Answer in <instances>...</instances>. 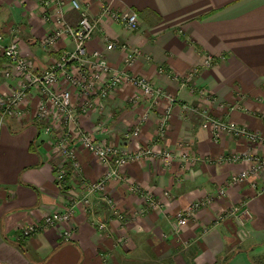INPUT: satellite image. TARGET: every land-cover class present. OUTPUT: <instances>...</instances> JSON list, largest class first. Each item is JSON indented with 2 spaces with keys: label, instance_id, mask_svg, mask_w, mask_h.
I'll list each match as a JSON object with an SVG mask.
<instances>
[{
  "label": "crops",
  "instance_id": "0c3cea01",
  "mask_svg": "<svg viewBox=\"0 0 264 264\" xmlns=\"http://www.w3.org/2000/svg\"><path fill=\"white\" fill-rule=\"evenodd\" d=\"M66 1V18L76 25L79 13ZM80 1L99 20L88 44L90 50L102 51L113 66L124 68V52L108 51L107 43L136 47L141 55L130 72L146 76L177 98L163 138L157 134L158 119L168 107L167 101L151 108L138 137L126 139L125 134L138 125L151 104L150 98L130 85L111 93L102 109L81 115L83 127L94 130L101 122L109 131L100 135V140L130 150L148 146L160 154L170 151L172 157L167 161L157 154L129 163L118 170L120 178L109 182L106 192L126 220L117 218L102 194L95 193L90 195V209L82 204L77 207L70 240L63 236L66 225L23 237L22 227L63 210L85 191L73 170L66 191L56 185L55 158L50 152L53 138L44 134L34 119L2 118L0 113V264H257L255 259L264 255V171L245 183L226 187L231 175L249 164L222 162L220 158L248 151L264 157V148L226 133L215 139L187 105L200 102L190 86L205 88L214 97L207 103L213 116L264 135V0ZM42 2L0 0V32L7 40L17 35L23 55L38 70L59 58L65 48H72L69 39L51 49L41 46V38L52 27L42 16ZM103 3L114 10L137 12L139 30L130 31L109 17L100 19ZM209 55L217 62L205 67ZM7 65L0 56V97L14 84L3 74ZM196 69L188 85L173 77H184ZM136 95L139 100L134 104L131 98ZM38 101L35 94L23 107L34 111ZM77 154L80 175L88 183L107 172L108 167L88 151L78 148ZM134 185L165 206L149 208L141 194L130 191ZM222 187L227 190L225 197L216 198L187 224L178 225L180 210L217 195ZM235 205L239 211L229 215ZM220 214L226 216L218 221ZM91 219L106 222L108 231L93 227ZM118 235L129 238L126 247L113 245ZM185 242L190 243L187 249Z\"/></svg>",
  "mask_w": 264,
  "mask_h": 264
},
{
  "label": "built area",
  "instance_id": "2783aa9c",
  "mask_svg": "<svg viewBox=\"0 0 264 264\" xmlns=\"http://www.w3.org/2000/svg\"><path fill=\"white\" fill-rule=\"evenodd\" d=\"M73 9L79 13V20L72 25L66 18V0H43L42 16L46 22H51L52 27L41 38V46L46 49L58 47L65 39H69L72 48L61 51L59 58L52 61L46 68L38 70L33 63L23 55L20 40L13 35L10 40L0 32V56L6 59L8 65L3 71L5 77L14 81L10 92L0 97V113L5 117H31L41 127L44 134L51 136L50 152L55 158L54 173L56 185L61 191L67 190L68 174L70 170L79 177V184L85 193L81 198L74 197L61 211L45 215L42 221H36L21 228L23 237H29L41 229L66 225L63 236L70 240L74 227L76 209L80 204L86 209L92 207L91 194L101 193L102 200L120 220L127 217L119 211L113 198L107 194L108 184L112 179L120 178L119 169L129 163L142 159L163 156L167 161L172 157L170 151L157 153L152 147L138 146L130 150L127 146L117 145L109 141L98 139L100 135L108 133L109 128L103 123H98L94 130L83 127L80 116L95 109H102L104 101L118 88L124 85L133 86L139 94L150 98L149 108L140 117L138 125L125 134L127 140L140 135L141 126L149 118L151 108L160 105L162 101L168 102V107L160 114L158 119V136L165 137L170 118L172 117V105L177 98L156 87L154 83L143 75L130 72L131 67L139 59L141 50L131 47L126 43L109 41L106 45L108 51L119 49L124 52V68L113 66L105 54L100 50H90L88 44L98 29L99 20L93 18L80 0H69ZM100 19L109 17L112 21L123 24L130 31H137L140 27L139 17L135 11L114 10L108 4H101ZM217 62L212 56L204 60L205 67H211ZM164 71V69H161ZM198 69L189 75L173 77L184 85L191 82ZM190 90L196 93L200 102L195 105H187V108L195 113L201 120L204 128L210 129L214 138L218 139L223 133L245 139L251 146L264 147V135L250 130L232 120H224L211 114L207 107L208 102L214 101V97L205 88L190 86ZM38 95L39 101L32 111L26 110L25 104L31 103V98ZM138 96L131 98L134 104L138 103ZM84 149L94 155L102 164L108 167L107 172L98 180L85 181L81 175V167L77 149ZM186 157V156H185ZM187 160L189 159L186 157ZM221 161L238 162L246 161L247 169L237 172L228 180L226 185H237L247 182L251 176H258L264 170V157L257 152L248 151L244 154L232 153L223 156ZM253 186L256 183L253 182ZM226 187L219 189L217 195H210L203 200L192 203L180 210L177 214L178 225L183 226L200 209L208 207L216 198L227 194ZM133 193L143 196L146 205L152 209L163 208V202L156 199L151 193L144 192L139 186L130 187ZM239 207H235L228 214H235ZM222 219V217H221ZM220 221V219L218 220ZM91 225L98 230H105L107 223L92 221Z\"/></svg>",
  "mask_w": 264,
  "mask_h": 264
},
{
  "label": "rangeland",
  "instance_id": "374dc122",
  "mask_svg": "<svg viewBox=\"0 0 264 264\" xmlns=\"http://www.w3.org/2000/svg\"><path fill=\"white\" fill-rule=\"evenodd\" d=\"M172 118V117H171ZM171 118H170V120H171ZM169 124H170V122H169ZM169 128V127H168ZM229 135H231V134H229ZM262 147V146H261ZM264 148V147H263ZM233 153H237V152H233ZM232 154V153H231ZM222 158V157H221ZM221 158H220V160H221ZM188 161H191V160H188ZM222 162H224V161H222ZM225 162H228V161H225ZM264 171V170H263ZM262 171V172H263ZM261 172V173H262ZM251 177H257V175L255 176H251ZM227 195V194H226ZM225 195V196H226ZM225 196H223V197H225ZM156 199H158L159 200V198H156ZM214 202V201H213ZM212 202V203H213ZM211 203V204H212ZM210 204V205H211ZM191 205V204H190ZM190 205H188V206H190ZM147 206H148V204H147ZM165 205L163 204V207H164ZM187 206V207H188ZM149 207V206H148ZM235 207H237L236 205L235 206H232L230 209H229V213L231 212V210L233 209V208H235ZM149 208H151V207H149ZM186 208V207H185ZM152 209V208H151ZM160 208H157V209H154V210H159ZM162 209V208H161ZM178 214V213H177ZM230 215V214H229ZM224 216H226V214H220L219 216H218V218H217V220H222L220 217H222V218H224ZM176 219H177V223H178V217H176ZM216 220V221H217ZM93 221H97V220H93ZM91 222H92V219H91V221H90V224H91ZM103 222V221H102ZM72 226H74L75 224H74V221L72 222V224H71ZM100 231H102V230H100ZM103 231H108V226H106V229L105 230H103ZM128 242H129V238L127 237V236H123V235H118V236H115L114 237V240H113V245H116V246H120V247H126V245L128 244ZM184 247L187 249V248H189L190 247V243L189 242H185L184 243ZM255 261H256V263L257 264H264V255L263 256H261V257H259V258H256L255 259Z\"/></svg>",
  "mask_w": 264,
  "mask_h": 264
}]
</instances>
